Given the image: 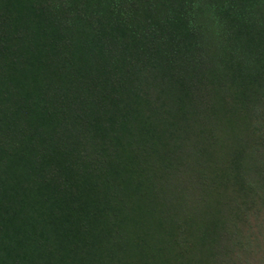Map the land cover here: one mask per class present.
Wrapping results in <instances>:
<instances>
[{
  "label": "trees",
  "instance_id": "trees-1",
  "mask_svg": "<svg viewBox=\"0 0 264 264\" xmlns=\"http://www.w3.org/2000/svg\"><path fill=\"white\" fill-rule=\"evenodd\" d=\"M263 107L264 0H0V264L228 257Z\"/></svg>",
  "mask_w": 264,
  "mask_h": 264
},
{
  "label": "rangeland",
  "instance_id": "rangeland-1",
  "mask_svg": "<svg viewBox=\"0 0 264 264\" xmlns=\"http://www.w3.org/2000/svg\"><path fill=\"white\" fill-rule=\"evenodd\" d=\"M254 123L252 127L254 139L246 136L242 143L245 149L246 146H255L261 153L262 146L264 152V107ZM233 155H235L232 158L234 163L230 165L231 177L227 192L231 193L235 199L236 207L229 216L228 226L233 233L227 242L228 257L217 258L214 255L216 258L208 256L207 259L199 261L201 253L194 250L191 253L192 249H189L193 248L194 244L191 241L194 240L184 237V249L176 251L175 264H264V166L259 174L251 177L244 176L239 168L242 158L240 152L236 150ZM184 236H186L185 233ZM193 255L199 259L192 260ZM138 263L147 264L145 257L141 254L138 256Z\"/></svg>",
  "mask_w": 264,
  "mask_h": 264
}]
</instances>
